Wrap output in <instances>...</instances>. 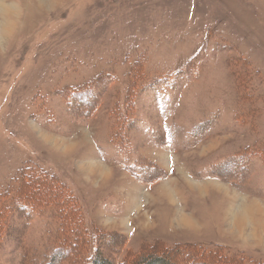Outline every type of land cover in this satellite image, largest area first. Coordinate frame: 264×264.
<instances>
[{
  "label": "rangeland",
  "instance_id": "1",
  "mask_svg": "<svg viewBox=\"0 0 264 264\" xmlns=\"http://www.w3.org/2000/svg\"><path fill=\"white\" fill-rule=\"evenodd\" d=\"M75 228L264 264V0H0V264H70Z\"/></svg>",
  "mask_w": 264,
  "mask_h": 264
},
{
  "label": "trees",
  "instance_id": "2",
  "mask_svg": "<svg viewBox=\"0 0 264 264\" xmlns=\"http://www.w3.org/2000/svg\"><path fill=\"white\" fill-rule=\"evenodd\" d=\"M38 182L37 179H29L27 182H25L23 185L20 186V189L23 188V191H30L33 192V189H37L40 188V184H36ZM26 185H28L26 187ZM32 186V187H31ZM22 192V191H20ZM62 213V217L61 220L62 222H68V221H72L73 216L72 215V209H69L65 206V209ZM64 229V228H62ZM77 230V234H72L70 237L72 238V240H65L63 241L66 244H71V249H68L69 252H71V254H73V258L70 260V264H108L106 262V260L102 257H100V247L99 245H96L97 242L91 240L90 238V234L89 235H83V234H79L78 232H81L79 229L75 228ZM89 231V229L87 230ZM72 248L74 249V251H72ZM150 250L153 247H149ZM67 249V248H65ZM151 252H153L151 250ZM55 254V250L53 251L52 255ZM70 254V255H71ZM69 258V257H67ZM146 257V259H143L142 257H139L138 259L133 260V264H153V260H155L154 258H149ZM169 264V262H167Z\"/></svg>",
  "mask_w": 264,
  "mask_h": 264
},
{
  "label": "bare ground",
  "instance_id": "3",
  "mask_svg": "<svg viewBox=\"0 0 264 264\" xmlns=\"http://www.w3.org/2000/svg\"><path fill=\"white\" fill-rule=\"evenodd\" d=\"M185 222H187L188 220H184Z\"/></svg>",
  "mask_w": 264,
  "mask_h": 264
}]
</instances>
